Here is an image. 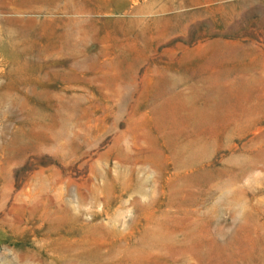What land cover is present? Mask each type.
Segmentation results:
<instances>
[{
    "label": "rangeland",
    "instance_id": "rangeland-1",
    "mask_svg": "<svg viewBox=\"0 0 264 264\" xmlns=\"http://www.w3.org/2000/svg\"><path fill=\"white\" fill-rule=\"evenodd\" d=\"M0 264H264V0H0Z\"/></svg>",
    "mask_w": 264,
    "mask_h": 264
}]
</instances>
